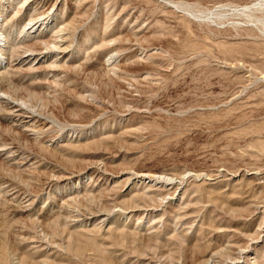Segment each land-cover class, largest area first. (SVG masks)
I'll return each mask as SVG.
<instances>
[{
	"label": "rangeland",
	"instance_id": "rangeland-1",
	"mask_svg": "<svg viewBox=\"0 0 264 264\" xmlns=\"http://www.w3.org/2000/svg\"><path fill=\"white\" fill-rule=\"evenodd\" d=\"M259 1L0 0V264H264Z\"/></svg>",
	"mask_w": 264,
	"mask_h": 264
},
{
	"label": "bare ground",
	"instance_id": "bare-ground-1",
	"mask_svg": "<svg viewBox=\"0 0 264 264\" xmlns=\"http://www.w3.org/2000/svg\"><path fill=\"white\" fill-rule=\"evenodd\" d=\"M261 9V8H264V0H261V1H259L258 3H256V4H254V5H252V6H249V7H246L245 9L246 10H255V9ZM244 10V9H243ZM245 12V11H244ZM262 21V20H261ZM114 57V56H113ZM111 59V58H110ZM114 59V58H113ZM114 65V64H113ZM8 101V100H7ZM15 106V105H14ZM16 107V106H15ZM19 109V108H18ZM43 125V124H42ZM30 135V134H29ZM32 135V134H31ZM34 137V136H33ZM87 172V171H86ZM222 172V171H221ZM123 174V173H122ZM121 174V175H122ZM248 174V173H247ZM120 175V176H121ZM127 175H129V173L127 174ZM127 175L124 173L122 176H121V178H124V177H127ZM133 176H134V182H137L138 184L140 183H148L149 185H151V184H154L155 182L157 183L158 182V184H162V183H164V184H166V186H167V184H169V185H173L175 182L174 181H176L177 179H180L181 181H183V180H185V179H187L188 177H191L192 176V173H187V174H185V176L184 177H180V178H174V177H172V178H167V177H165L164 175L162 176V175H152V174H150L149 172H145V171H139V172H136L135 174H133ZM132 177V176H131ZM169 177V176H168ZM197 178H199L200 176H196ZM68 179V178H67ZM101 179V178H100ZM130 179L131 178H129L128 177V180L130 181ZM247 180V179H246ZM132 182V181H131ZM132 184V183H131ZM144 185V184H143ZM157 185V184H156ZM139 187V186H138ZM160 188V187H159ZM165 188V187H164ZM123 196V195H122ZM172 202V201H171ZM151 210V209H150ZM101 215V214H100ZM108 219V218H107ZM264 228V227H263ZM156 229V228H155ZM259 229V228H258ZM261 231V230H260ZM257 232L256 233V235H257V239L259 240L262 236H260L261 234H262V232ZM264 231V230H263ZM260 236V237H259ZM259 237V238H258ZM222 238V237H221ZM261 240V239H260ZM264 240V239H263ZM254 244V243H253ZM261 244L260 243H257L256 244V248H255V251H256V253H257V251L258 250H260V248H261ZM249 251V250H248ZM245 251H242L240 254L243 256H245ZM240 256V255H239ZM214 257V256H213ZM245 258V257H244ZM211 259H212V256H211ZM239 260V259H238ZM208 261H211V260H208ZM239 262V261H238ZM211 263V262H210ZM208 264V263H207Z\"/></svg>",
	"mask_w": 264,
	"mask_h": 264
}]
</instances>
